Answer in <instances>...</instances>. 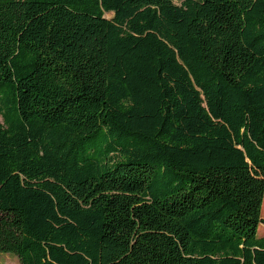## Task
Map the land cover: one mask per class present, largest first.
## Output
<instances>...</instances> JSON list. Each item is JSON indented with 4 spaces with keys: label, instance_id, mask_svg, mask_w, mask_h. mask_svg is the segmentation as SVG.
<instances>
[{
    "label": "trees",
    "instance_id": "1",
    "mask_svg": "<svg viewBox=\"0 0 264 264\" xmlns=\"http://www.w3.org/2000/svg\"><path fill=\"white\" fill-rule=\"evenodd\" d=\"M0 116L19 264H264V0H0Z\"/></svg>",
    "mask_w": 264,
    "mask_h": 264
},
{
    "label": "rangeland",
    "instance_id": "2",
    "mask_svg": "<svg viewBox=\"0 0 264 264\" xmlns=\"http://www.w3.org/2000/svg\"><path fill=\"white\" fill-rule=\"evenodd\" d=\"M112 12H106L105 17L110 18L112 17ZM0 122H2V118L0 116ZM264 195L263 201L261 204V211L260 216L264 219ZM257 235L264 236V224H259L257 227ZM0 264H19V261L16 256L9 254V253H0Z\"/></svg>",
    "mask_w": 264,
    "mask_h": 264
}]
</instances>
